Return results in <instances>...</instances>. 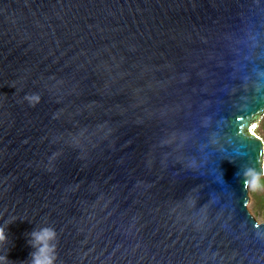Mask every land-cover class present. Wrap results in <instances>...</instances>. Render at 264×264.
<instances>
[{"label":"water","instance_id":"1","mask_svg":"<svg viewBox=\"0 0 264 264\" xmlns=\"http://www.w3.org/2000/svg\"><path fill=\"white\" fill-rule=\"evenodd\" d=\"M263 115L264 0H0V256L264 264Z\"/></svg>","mask_w":264,"mask_h":264},{"label":"clouds","instance_id":"2","mask_svg":"<svg viewBox=\"0 0 264 264\" xmlns=\"http://www.w3.org/2000/svg\"><path fill=\"white\" fill-rule=\"evenodd\" d=\"M30 102L39 100V97L32 96L26 97ZM260 169H248L245 173V184L253 188L257 187L262 181H264V153L259 157ZM7 226H0V245L5 244L8 241ZM28 244L34 249L30 253V260L28 264H55L57 259V232L52 227L35 228L29 234ZM7 254L0 256V264H8Z\"/></svg>","mask_w":264,"mask_h":264},{"label":"rangeland","instance_id":"3","mask_svg":"<svg viewBox=\"0 0 264 264\" xmlns=\"http://www.w3.org/2000/svg\"><path fill=\"white\" fill-rule=\"evenodd\" d=\"M254 126V125H253ZM252 126V127H253ZM254 133L263 141L264 144V115L256 125ZM250 201L247 207L258 221H264V181L257 187H248Z\"/></svg>","mask_w":264,"mask_h":264},{"label":"bare ground","instance_id":"4","mask_svg":"<svg viewBox=\"0 0 264 264\" xmlns=\"http://www.w3.org/2000/svg\"><path fill=\"white\" fill-rule=\"evenodd\" d=\"M255 127H256V125H254V126L252 127V131L255 129Z\"/></svg>","mask_w":264,"mask_h":264},{"label":"trees","instance_id":"5","mask_svg":"<svg viewBox=\"0 0 264 264\" xmlns=\"http://www.w3.org/2000/svg\"><path fill=\"white\" fill-rule=\"evenodd\" d=\"M257 127V126H256Z\"/></svg>","mask_w":264,"mask_h":264}]
</instances>
